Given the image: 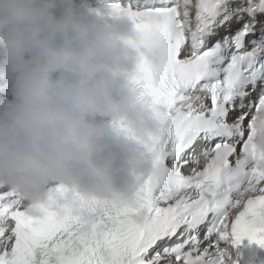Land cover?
<instances>
[{"label": "snow or ice", "instance_id": "snow-or-ice-1", "mask_svg": "<svg viewBox=\"0 0 264 264\" xmlns=\"http://www.w3.org/2000/svg\"><path fill=\"white\" fill-rule=\"evenodd\" d=\"M141 51L133 83L158 122L132 202L63 186L26 205L0 189V264H230L264 247V0H114ZM123 127V126H122ZM61 199L69 202L60 203Z\"/></svg>", "mask_w": 264, "mask_h": 264}, {"label": "clouds", "instance_id": "clouds-1", "mask_svg": "<svg viewBox=\"0 0 264 264\" xmlns=\"http://www.w3.org/2000/svg\"><path fill=\"white\" fill-rule=\"evenodd\" d=\"M135 40L126 17L78 11L74 0H0V189L29 206L48 203L58 185L134 201L159 132L133 83ZM252 132L264 150V110ZM224 256L234 264L231 245Z\"/></svg>", "mask_w": 264, "mask_h": 264}]
</instances>
